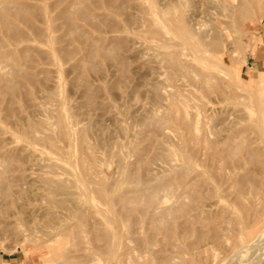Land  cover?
<instances>
[{
	"label": "rangeland",
	"instance_id": "obj_1",
	"mask_svg": "<svg viewBox=\"0 0 264 264\" xmlns=\"http://www.w3.org/2000/svg\"><path fill=\"white\" fill-rule=\"evenodd\" d=\"M255 1L234 0L245 8L220 14L207 0H0V16L13 28L0 19V256L15 264H106L116 218L114 264H135L126 255L134 242L121 200L146 185L174 184L180 173L217 174L222 164L204 152L220 149L224 117L255 129L249 108L264 97V0ZM174 17L195 30L226 26L205 47L226 65L212 70L219 81L203 83L194 72L193 84L174 79L165 57L173 33L164 22ZM170 99L176 112L163 118ZM190 149L199 153L189 162ZM254 165L247 158L238 173L248 191ZM251 193L250 236L264 227V188Z\"/></svg>",
	"mask_w": 264,
	"mask_h": 264
},
{
	"label": "bare ground",
	"instance_id": "obj_2",
	"mask_svg": "<svg viewBox=\"0 0 264 264\" xmlns=\"http://www.w3.org/2000/svg\"><path fill=\"white\" fill-rule=\"evenodd\" d=\"M207 1L209 2L210 8L220 11V14L221 11H227L231 14L242 6V8H245L243 3L239 5L238 3L235 4L234 0ZM176 12L179 13L174 8V13ZM148 14L151 23L156 27L158 24L157 17L152 10ZM0 19L7 27V30H13L11 24L3 15L0 16ZM165 21L169 23V28L173 33V37H168L167 41H170V43L172 41L174 51L166 53L165 57L169 67L174 70V79L177 77H185L193 84L195 78L192 73L194 72L198 77L196 80H200L203 83L219 81V75L212 70L223 63L212 59L211 54L207 52L208 49H205V47L208 44L215 46L214 40L218 37V35H215L216 32L226 30V26L221 28L219 25H213V27H209L210 29L201 31L193 29L181 17H174V23L170 19L167 20V18ZM131 22L133 21L131 20ZM68 23L70 27H74L72 21L68 20ZM209 36L211 41L206 42V37ZM224 40L229 42L226 34ZM194 63H199L202 67L209 69L208 72L194 69L192 66ZM224 65H221V67ZM230 72L236 78V74L238 73L237 68L234 70L230 69ZM239 86L244 90V84L240 82ZM154 92L155 96L160 98L161 94H159L158 89H155ZM177 93L178 90L174 89V101L178 94H180ZM253 99L256 106L255 110L249 108V116L253 118V115H255L256 117H254V120L250 118L249 121L254 125L255 129H239L237 128L240 123L238 118L231 121L230 118L224 117L222 121L224 125L222 127L223 135L219 140H216V143L221 144L220 149L204 152L205 155L207 153V156H211L212 159L216 158L217 163L222 164L220 167L218 165L217 174H209L207 179L200 180L199 173L194 174L189 179L186 178L189 173H180L179 176H174V184L172 181H169L170 183L166 182L160 186L146 185L144 188H139L135 194L121 200L123 201L122 208L128 224V233L132 237L130 241L134 242V245L127 250L128 253L126 254L132 263L264 264V227L250 236L248 226H246L249 209L252 207L250 194L254 192L260 195L261 190L264 188V157L262 156L264 154V97H253ZM174 101L170 99V112L165 113L163 118H167L171 111H174ZM175 107L178 106L175 105ZM177 120L181 124L189 125L188 121H185L181 117ZM27 125L28 130L31 131L32 123L28 122ZM249 134H253L254 136L252 138L246 136ZM205 139L204 144H206ZM244 142L247 143L245 155L241 153ZM207 145L211 148V143H208V141ZM84 146V140H81L80 147L83 149ZM206 146L205 148H208ZM193 150L195 149L188 151L187 160L189 162L195 157L194 155L199 153L198 150ZM170 155L171 152L167 151L162 157L168 159ZM182 155L184 156V154ZM247 158L254 161L255 168L253 172L256 175L251 180L249 191L243 188L244 177L238 176L239 171L243 168L244 160H247ZM167 197L173 198L171 204L166 203ZM59 204H62V201H59ZM112 219V227L107 231L106 245L107 247L111 246L110 254L112 253L113 255L110 256L108 250L104 251V254L106 253V256L109 257L105 261L106 264H114L115 250H117L118 244L120 243V231H116L114 227L117 219ZM158 235L160 236L158 237ZM156 245H158V248H155ZM148 256H151V262L147 263L146 258Z\"/></svg>",
	"mask_w": 264,
	"mask_h": 264
},
{
	"label": "crops",
	"instance_id": "obj_3",
	"mask_svg": "<svg viewBox=\"0 0 264 264\" xmlns=\"http://www.w3.org/2000/svg\"><path fill=\"white\" fill-rule=\"evenodd\" d=\"M16 260L14 258H4L3 256H0V264H15Z\"/></svg>",
	"mask_w": 264,
	"mask_h": 264
}]
</instances>
